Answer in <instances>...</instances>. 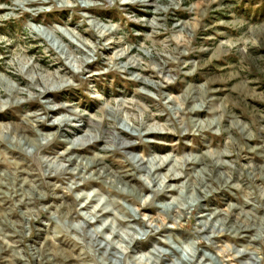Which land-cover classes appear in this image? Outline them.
<instances>
[{
	"label": "rangeland",
	"instance_id": "374dc122",
	"mask_svg": "<svg viewBox=\"0 0 264 264\" xmlns=\"http://www.w3.org/2000/svg\"><path fill=\"white\" fill-rule=\"evenodd\" d=\"M0 76V264H264V0H0Z\"/></svg>",
	"mask_w": 264,
	"mask_h": 264
},
{
	"label": "bare ground",
	"instance_id": "6f19581e",
	"mask_svg": "<svg viewBox=\"0 0 264 264\" xmlns=\"http://www.w3.org/2000/svg\"><path fill=\"white\" fill-rule=\"evenodd\" d=\"M40 31L42 32L43 30H40ZM43 32H45V31H43ZM72 61L74 63H78V64L82 63V59H79L78 57L77 58L74 57L72 59ZM32 72L35 73V74L32 75V81L37 82L38 85L41 86L40 88L42 89L41 92L38 93L39 95H41V94L42 95H45V94L49 93L50 88L51 89H54V88L55 89H59L62 86L67 85L66 84L67 83V79L64 78L65 76H63L62 74L60 76V73L59 72H56L55 71L54 73H47V74L45 73V75L44 74H40L39 72H37L35 70L32 71ZM1 80H3V79L0 76V82H1ZM49 85H50V87L48 88ZM9 89L12 92L11 87H9ZM141 127H142V125L140 123H136V126L135 125L129 126V128H135L136 130L137 129H140ZM156 131H157V128L152 125V126L148 127V129L145 130V134L150 135L152 133H155ZM54 134H55L54 132L42 133V134H39L37 136V138H33V139L22 138L21 140L26 145L36 147L37 144H38V141H39L38 137L39 138L41 137V138L47 139L49 137H52ZM93 136H94V134L91 131L88 130L87 132H85V134L80 135V138L79 139H80V142H85L86 140L93 139ZM76 142H77V140L70 141L69 142V145L66 148V150H65L64 153L67 154L74 147H76L78 145H81V143L79 142V140H78V143H76ZM100 160H102V156L101 155L99 156L98 154L94 155L93 157H80V162L79 163H76L77 164V167L75 168V169H78V171H79L78 173L76 172L77 175L78 176H82L83 175L82 173H83L84 170L86 171L87 169H90L91 167L99 164L101 162ZM170 160H171V158L169 157V155L164 156V157H159L158 156V157H153V159L150 160L151 161L150 163H151V166H152L154 163L160 162L161 165L158 168H162V167L167 166V163ZM68 161L69 162H71V161L74 162V159L69 158ZM154 169L155 168H153V170ZM153 170L151 172H153ZM172 174H173L172 171L171 170H168V172L164 176V180L166 182H168V181H171V180H174V179H178L179 176L175 177V176H172ZM99 175H100V173H99ZM99 175L96 176V177H99ZM151 175H152L151 173L148 174L149 177ZM171 206L172 205H168L167 207L170 208ZM184 257H185V255H184ZM181 260L184 261L185 258L182 257Z\"/></svg>",
	"mask_w": 264,
	"mask_h": 264
}]
</instances>
